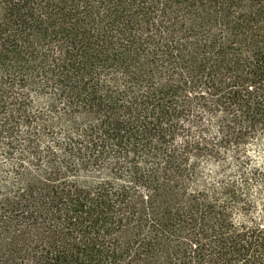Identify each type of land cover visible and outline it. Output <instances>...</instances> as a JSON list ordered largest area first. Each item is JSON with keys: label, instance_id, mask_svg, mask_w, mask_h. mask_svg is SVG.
<instances>
[{"label": "trees", "instance_id": "obj_1", "mask_svg": "<svg viewBox=\"0 0 264 264\" xmlns=\"http://www.w3.org/2000/svg\"><path fill=\"white\" fill-rule=\"evenodd\" d=\"M264 0H0V264H264Z\"/></svg>", "mask_w": 264, "mask_h": 264}, {"label": "rangeland", "instance_id": "obj_2", "mask_svg": "<svg viewBox=\"0 0 264 264\" xmlns=\"http://www.w3.org/2000/svg\"><path fill=\"white\" fill-rule=\"evenodd\" d=\"M254 157L258 159V161L262 162L264 165V145L259 147L258 149H254L253 151Z\"/></svg>", "mask_w": 264, "mask_h": 264}]
</instances>
